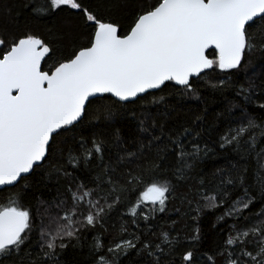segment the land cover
Listing matches in <instances>:
<instances>
[{"label":"snow or ice","instance_id":"obj_1","mask_svg":"<svg viewBox=\"0 0 264 264\" xmlns=\"http://www.w3.org/2000/svg\"><path fill=\"white\" fill-rule=\"evenodd\" d=\"M130 2L134 7L121 34V25L106 20L99 8L110 13L127 8ZM60 14L79 17L84 31L78 33L69 24L59 33L50 32L55 38L46 40L31 29L13 34L0 28V192L10 191L6 186L18 189L7 204H0V264H61L60 258L70 246L83 248L82 236L87 232L94 233L88 246L90 264H123L133 254L147 256L155 264L167 261L182 243L179 236L170 238L169 233L161 232L159 242H141L135 233L133 238H125L128 228L121 224V238L104 252L102 238L95 234L108 230L105 225L111 220L110 213L117 210L122 196L137 187L142 191L128 212L135 227H140L136 218L145 205H152V212L163 213L169 199L178 198L188 205L185 215L194 212L191 219L198 221L204 209L223 207L232 192H240L217 218L234 222L214 254H205L207 264H218V258L219 264H264V147L260 146L264 122L245 112V119L230 126L218 141L220 149H231L241 161L256 160L254 183H248L246 164L234 165L211 194L201 181L194 205L189 195H177L180 185L173 184L167 172L174 160L172 174L183 180L186 169L192 167L190 160H201L213 151L206 142L202 146L199 132L190 127L167 129L155 120L149 127L140 120L139 132L147 133V138L134 142V149L125 147L118 130L110 142L95 136L89 142L80 132L85 120L90 124L111 122L117 106L126 107L128 102L146 98L144 94L155 96L151 90L162 86H178L177 91L183 89L184 95H194L197 89L191 78L206 76V70H219L224 78L210 87L222 90L245 67L247 55H264V0H103L96 9L82 0H46L45 7L32 8L34 17ZM78 35L86 36V43H79ZM63 42L69 49L67 56L63 55ZM56 44L61 46L54 47ZM209 49H214L215 59H209ZM56 55L61 58L45 70L42 62ZM251 92L249 81V87L240 85L236 94L248 104L253 102ZM91 105H99L94 114L89 112ZM257 107L264 110V103ZM61 136L65 142L80 137V151L68 149L66 163L53 167L57 154L64 155L57 141ZM106 144L117 149L114 161L111 155L105 161ZM94 160V186L76 183L68 168L76 170L83 164L90 169ZM38 170L46 174L47 181L55 178L59 183L63 177L68 184L67 195L51 203L37 197L34 217L22 201L32 187L25 182ZM258 202L260 208L251 213L256 218L252 220L245 212ZM152 218L144 216L145 221ZM187 239L190 247L199 244V228ZM33 247L38 251L33 253ZM182 262L194 264L193 251H185Z\"/></svg>","mask_w":264,"mask_h":264},{"label":"trees","instance_id":"obj_2","mask_svg":"<svg viewBox=\"0 0 264 264\" xmlns=\"http://www.w3.org/2000/svg\"><path fill=\"white\" fill-rule=\"evenodd\" d=\"M84 5L96 9L103 0H82ZM154 2V0H153ZM33 6L41 9L46 6V0H0V28L6 29L9 33L19 34L26 29H31L32 32L46 40H52L55 35H49V33H59L65 30L66 26L72 24L76 27L77 32L81 33L84 28L81 27V21L77 16H68L67 14L52 15L46 17H34L32 15ZM133 3H129L127 8L121 7L113 9L112 12H106L103 7L99 8L101 14L104 15L106 20H113L121 25V34H123L124 28L127 26L129 16L128 13L133 10ZM138 7V6H136ZM11 10L10 12L8 10ZM91 31V29H89ZM77 39L79 43H86V36L78 35ZM63 47V55L67 56L69 49L66 46V42ZM60 44L54 45V47H60ZM209 59H215L214 51L207 53ZM61 57L59 55L53 56L52 59L46 58V62H43L42 66L45 70ZM245 67L233 76L231 81H226L222 90H214L210 87V83H216L220 79L224 78L219 70H209L207 75L202 74L200 79H191L194 82V86L197 91L193 95L183 94V89L177 91L178 86L163 87L153 93L155 96L145 94L146 98H137L136 102H128L126 107L117 106L115 109L116 114L111 122H100L98 124H90L88 120H85L84 125L80 129L81 136L91 141L95 136L97 139H104L110 142L112 134L119 131L122 142L128 149H134V142L138 143L140 139H144L146 142L147 133L139 132V121L144 120L146 125L150 127L153 120L158 124H164L167 129L176 128L182 130V127H190L194 132H199V140L203 146L206 142L209 147L213 149L201 160L189 161L192 163L190 169H186V178L183 180H177L172 174L171 166L175 164V161H171L169 171L167 172V178L173 184H179L178 196L189 195L193 200V205L198 199L196 193L201 190V181H203V187L209 190L211 194L212 188L220 183L221 177L228 176L234 165L240 166L246 164L248 167V183H254V172L257 170V162L254 158H250L247 161H241L239 157L231 150H224L219 148V137L230 127H235L241 120L245 119L244 113L254 116L257 121L264 122V110L257 107L258 104L264 103V55L259 52L247 55L244 61ZM249 81L252 82V101L248 104L244 103L241 96H237V91L240 85L249 87ZM164 97L163 101L159 104L152 103L153 99H159ZM99 105L89 106V112L95 113ZM197 117L200 119L197 120ZM77 137L76 141L68 138L65 142V137H57V141L60 147L64 150V155L57 154L55 160L52 162L53 167H57L60 164L66 163L65 156L68 149H72L74 152H79V143ZM260 146L264 147V139L261 140ZM117 149L115 147L108 148L106 144L105 161L111 159L114 161L116 157ZM264 163V159L261 160ZM96 161H92V168L85 169L83 164L73 170L71 167L68 171L73 173L76 183L83 182L88 187L94 186V165ZM47 168V165L45 166ZM223 170V171H221ZM127 171V169H125ZM45 173L40 170L37 171L35 176H32L29 183L32 185L31 189L27 191V194L23 198V205L30 207L33 216H36L37 210V197H40L46 203H51L57 197L66 196L65 188L68 184V180L61 177L59 183L55 178L51 181H47L43 177ZM75 187V185H73ZM10 191L0 192V204H7L8 197L13 195L18 189L13 186L7 187ZM142 191L137 187L135 191H129L121 197V203L117 206V210L110 213L111 220L105 225L108 229L106 232L100 230L95 233L100 235L104 246V252L107 251L109 244L115 240L121 238L119 234V226L126 224L128 232L125 238H133L132 234L135 233L141 237V242L150 240L159 242L161 232L169 233V237H177L181 239L182 243L178 247V250L174 254V257H169L167 261H162L161 264H183L182 254L191 250L194 253V264H207L206 253L214 254L215 250L223 244L227 239L229 232V225L234 221L226 218L225 221H218L217 218L221 216L225 209L234 201L241 193L236 191L232 192L231 198L224 204L223 207L217 208L213 211L207 209L203 210V214L198 221L192 220L191 215H185L188 210L187 203L181 204L180 199H169L167 203L166 212H152L150 209L152 205H145V211L136 218L140 227H135L132 224L133 217L128 214L129 208L136 204L137 198ZM255 193V189H250ZM204 202L201 201V204ZM158 207V205L156 206ZM177 208H181L180 213L176 212ZM260 208L258 202L250 211H246L245 215L250 216L252 220H255L254 213ZM43 211V207H41ZM55 211V209H52ZM139 212L140 210L137 209ZM144 216L154 217L149 221L144 220ZM39 223V220H36ZM244 223V221H241ZM115 224V228H113ZM213 225H216L213 227ZM199 228L201 240L197 245L189 246L188 237L194 234L196 228ZM151 229V231H149ZM93 232H87L82 236L83 248L69 247L63 253L61 264H90V258L88 256V246L93 240ZM38 238L34 234V239ZM33 253L38 251V248L33 247L31 249ZM132 260H136L137 264H155V262L147 257H135L125 259L123 264H132ZM219 264V258H218Z\"/></svg>","mask_w":264,"mask_h":264},{"label":"water","instance_id":"obj_3","mask_svg":"<svg viewBox=\"0 0 264 264\" xmlns=\"http://www.w3.org/2000/svg\"><path fill=\"white\" fill-rule=\"evenodd\" d=\"M209 51H214V49H209L208 52H209ZM208 52H207V53H208ZM207 53H206V54H207ZM42 64H43V62H42ZM207 71H209V70H206V72H207ZM202 74H203V73H202ZM202 74H201V75H202ZM191 79H196V77H193V78H191ZM158 90H159V89H158ZM151 91H152V92H155V91H157V90H151ZM144 95H145V94H144ZM113 99H114V98H113ZM6 187H11V186H6Z\"/></svg>","mask_w":264,"mask_h":264}]
</instances>
